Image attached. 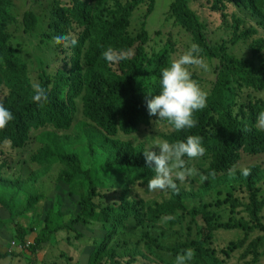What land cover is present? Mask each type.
Wrapping results in <instances>:
<instances>
[{
  "label": "trees",
  "instance_id": "trees-1",
  "mask_svg": "<svg viewBox=\"0 0 264 264\" xmlns=\"http://www.w3.org/2000/svg\"><path fill=\"white\" fill-rule=\"evenodd\" d=\"M227 1L213 0L211 5L224 19L228 14ZM234 1L248 9L264 26V0ZM13 4V0H0V89L7 88L8 96L3 104L15 117L5 130H0V143H9L11 148L20 149L27 145L33 131L46 126L56 131L69 130L78 99L82 101L86 121L79 123L74 135L68 139H62L53 132H44L36 139L40 147L32 162L41 168L38 176H46L54 165L61 164L64 168L59 172L58 181L71 199L76 198L78 209L71 212L68 220L61 214L63 205L58 198L54 209L45 216V227L34 244L26 240L27 233L17 218L27 214L42 199L40 194L32 191L36 178H7L2 174L3 165H0V211L11 219L21 240L11 242L9 250H0V261L13 257L14 247L20 253L28 254L29 264H38L35 251L39 247L56 244L54 238L58 232L69 230L81 237L76 231L81 223H86L84 215H93L92 218L98 222L107 221L112 232L121 228L124 221L134 219L145 252L133 250V258L146 253L143 258L156 257L163 264H175L176 256L187 248L195 251V257L189 264H225V260L211 248L216 233L221 230L244 232L243 239L231 242L224 251V257L230 259L235 251L245 247L250 234L264 229L260 217L264 198L259 199L257 188L264 180V172L255 165L248 167L251 170L249 176L242 175L241 171L230 173L243 153L264 154V131L255 127L258 113L264 111V99L240 107L237 104L243 89L264 90V37L255 38L251 43L253 56L259 59V65H256L255 60L246 61L230 53L224 43L210 44L205 34L206 25L191 7L190 0L170 2L168 13L191 34L192 44H198L201 49L200 56L208 61L219 60V67L214 86L207 96V107L195 113L197 126L179 132L173 129L163 138L175 142L186 139L188 135L201 136L206 148L203 157L209 162L206 173L218 175L227 172L219 183L233 190H246L249 203L233 201V204L244 207L250 220H216L205 203L189 209L186 201L195 195L179 184L178 193L171 191L169 199L155 202L142 214L134 202L127 200L126 194L128 187L137 181L147 189V182L154 176V170L146 166L145 144L136 145L113 138L119 132L125 135L136 133L141 125L148 126L155 117L149 115L147 101L160 93V73L170 65L174 51L170 41L169 47L154 55L151 69L145 67V44L149 40L145 20L154 12L156 0H72L69 5L54 7L52 19L42 37L54 40L57 35L70 33L74 24L81 30L76 37L77 44L72 46L71 60L66 62L69 69H60L51 76L41 65L39 84L48 94L43 106L33 102V83L28 66L10 43L13 36L9 27L17 21L12 13ZM143 7L141 27L133 34L130 31L132 17ZM38 22V14L27 10L22 19L23 31H37ZM232 27V41L235 43L257 33L255 27H245L237 16L232 17ZM58 46L61 48L63 44ZM109 47L129 50L133 54L118 64L109 65L102 57L103 51ZM237 108L238 112L235 111ZM99 159H104L103 164L96 163ZM185 160L188 161L187 157ZM105 187L120 189V206L111 208L107 219L103 218L99 205L95 203L99 190ZM21 195L23 197L19 199ZM163 217L173 218V225L190 218L196 224L198 238L168 240L167 232L160 226ZM108 232V227L94 232L98 246L93 245L89 254H85L83 264H96L107 250L103 239ZM261 245L262 238H254L241 259L253 256L250 264H256L261 256L258 249ZM110 251L111 264H132L130 261H114V255L118 254L114 249Z\"/></svg>",
  "mask_w": 264,
  "mask_h": 264
},
{
  "label": "rangeland",
  "instance_id": "rangeland-1",
  "mask_svg": "<svg viewBox=\"0 0 264 264\" xmlns=\"http://www.w3.org/2000/svg\"><path fill=\"white\" fill-rule=\"evenodd\" d=\"M172 0H156L154 12L145 20L146 29L149 33V40L145 44L146 62L145 67L151 69L152 59L155 54H160L169 47L170 41L174 45L172 60L178 58L192 45L191 34L168 13V8ZM213 0H190L191 7L199 14L201 21L206 25L205 34L210 44L224 43L230 53L240 59L246 61H254L259 65V59L252 54L251 43L255 38L264 37V26H261L254 18L253 14L246 8L239 6L234 0L226 2L227 18L224 19L220 12L211 8ZM72 0H13L12 13L16 16L17 21L12 23L9 31L12 34L10 40L11 45L16 48L23 61L28 66L31 82L39 83V71L41 65L46 72L54 76L60 69H69L70 65L66 64L68 59L71 60L73 49L71 44L67 46L63 44L61 48L49 40L42 37L51 21L54 7L60 5H69ZM27 10H33L38 14V31L36 33H25L23 31L22 19ZM145 8L139 9L132 17L130 31L136 34L140 29ZM237 16L242 19L245 27H255L257 33L248 39H242L238 42L232 41L233 27L232 17ZM81 28L74 24L70 31L75 37L78 36ZM133 54V52H131ZM69 60V63H70ZM208 69L195 68L192 69V78L196 80L201 88L209 95L214 86L219 67V60H205ZM8 96V90L5 87L0 89V102L4 103ZM258 99H264V90L258 91L253 89H243L237 100L238 107L242 104L257 102ZM246 110V109H245ZM238 112V108L235 110ZM158 115L155 116L148 126L141 125L138 131L131 135H125L119 132L113 139L132 142L133 144L144 143L146 149L153 147L158 141L165 140L164 135H169L173 128L165 121H158ZM83 116L82 101H76V113L71 128L69 130H54L50 126H46L40 131H33L30 135L29 142L24 148L13 149L9 143H0V165H3L2 174L11 179L19 178L28 180L36 178V183L32 184L33 193L40 194L42 199L38 204L30 208L29 212L24 216L18 217L17 222L26 231V240L34 244L35 238L42 233L45 227V216L49 210H53L55 202L61 199L63 210L61 214L68 220L71 218V212L78 209L75 197L71 199L65 188L59 183V172L64 168L61 164H56L46 176H38L40 167L32 162V157L38 153L40 144L36 141L38 135L44 132H53L62 139H68L75 133L76 127L81 122H85ZM256 127V125H255ZM152 150L159 152L158 148ZM104 162L99 159L96 163ZM95 164V163H94ZM260 166L264 172V154H245L241 159L233 165L232 173L241 171L243 168L251 166ZM187 166L196 170V175L189 177L185 182L177 183L184 187L189 193L195 196L186 201L189 209L197 207L200 203L207 204L209 210L213 214V218L223 222H231L233 219L244 218L250 220L248 213L244 211V207H236L233 201L241 204L249 203V196L244 188L233 190L225 184L219 183V179L227 172L215 175L214 178L209 177L207 181L201 180V176H208L206 169L209 162L206 158L201 157L198 160H188ZM126 194L127 200L134 202L135 208L142 214L154 205L155 202H162L169 199L171 190L167 192H151L142 187L137 181L136 184L130 185ZM258 197L264 198V180L258 184ZM120 190V189H119ZM119 190H110L106 187L99 190L95 203L99 205L100 211L104 219H107V212L111 208L120 206ZM23 196L21 195L19 199ZM93 215H84L86 223L78 226L77 233L65 230L55 235L56 244H48L39 247L36 251L38 264H83L85 254H89L93 245L98 246L97 238L93 237L95 231L108 227L109 232L105 235L103 243L107 244V250L102 253L96 264H111L109 258L111 251L114 249V261L126 263L130 261L132 264H163L158 258L145 259L143 255L137 254L133 258V250L145 252L143 243L139 241L137 235V226L134 219L126 220L118 230L112 232V228L107 221H95ZM262 223L264 225V209L260 213ZM0 250L11 249V242L21 240L11 219L6 218L0 211ZM173 218L163 217L160 226L167 232L168 240H192L198 238L196 224L190 218L173 225ZM200 223V221H199ZM112 232V233H111ZM256 237L262 238V245L258 248L261 254L256 264H264V229L257 230L250 234L249 239L243 249L235 251L230 259L224 257V251L231 242L244 238V232L240 230L220 231L216 233L211 248H213L220 259L225 260V264H250L253 256L241 259V255L247 245ZM13 257H8L0 261V264H29L28 254L20 253L19 250L12 248ZM15 251V252H14ZM119 255L121 257H119Z\"/></svg>",
  "mask_w": 264,
  "mask_h": 264
},
{
  "label": "clouds",
  "instance_id": "clouds-1",
  "mask_svg": "<svg viewBox=\"0 0 264 264\" xmlns=\"http://www.w3.org/2000/svg\"><path fill=\"white\" fill-rule=\"evenodd\" d=\"M77 42V38L71 33L54 37V43L57 45L71 44V46H75ZM200 52L199 45L193 43L182 55L174 58L168 67L163 68L160 73V93L147 101L149 115H158V121L167 122L177 132L195 128L198 124L195 113L207 107L208 93L192 78V69L199 68L205 71L208 69ZM130 55L129 50H115L111 47L102 53L103 59L109 65L118 64L120 61L130 58ZM32 88L33 102L43 106L48 100L47 91L39 83H34ZM14 118L13 113L0 102V130H5ZM256 127L258 130L264 131V111L258 113ZM153 148H158L159 152L152 150ZM143 153L146 166L154 170V176L147 182V189L151 192L171 190L178 193L177 181L183 183L189 177L197 174L195 169L187 166L185 157L187 160H198L206 154V148L203 146L201 136L188 135L186 139L175 142L160 140L153 147L144 150ZM232 171L230 170V173ZM241 173L244 176H249L251 170L243 168ZM209 177L214 178L215 173L200 178L207 181ZM261 224L263 225L262 220ZM194 257V249H184L181 254L176 256L175 264H189Z\"/></svg>",
  "mask_w": 264,
  "mask_h": 264
}]
</instances>
